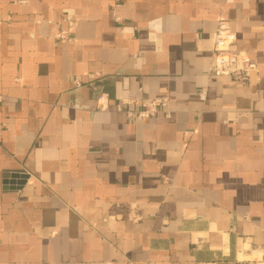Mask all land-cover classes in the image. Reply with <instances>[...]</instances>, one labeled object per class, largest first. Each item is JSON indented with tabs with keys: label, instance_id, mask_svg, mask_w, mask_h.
Returning <instances> with one entry per match:
<instances>
[{
	"label": "crops",
	"instance_id": "1",
	"mask_svg": "<svg viewBox=\"0 0 264 264\" xmlns=\"http://www.w3.org/2000/svg\"><path fill=\"white\" fill-rule=\"evenodd\" d=\"M0 264H264V0H0Z\"/></svg>",
	"mask_w": 264,
	"mask_h": 264
},
{
	"label": "built area",
	"instance_id": "2",
	"mask_svg": "<svg viewBox=\"0 0 264 264\" xmlns=\"http://www.w3.org/2000/svg\"><path fill=\"white\" fill-rule=\"evenodd\" d=\"M10 21V18H8ZM213 67L211 76L229 77L240 82H247L253 72L257 70V63L243 52L235 49L237 38L225 21H219L213 35ZM105 97L101 98V105L104 106ZM159 103H149L145 109L137 113V118L148 120L157 114Z\"/></svg>",
	"mask_w": 264,
	"mask_h": 264
},
{
	"label": "water",
	"instance_id": "3",
	"mask_svg": "<svg viewBox=\"0 0 264 264\" xmlns=\"http://www.w3.org/2000/svg\"><path fill=\"white\" fill-rule=\"evenodd\" d=\"M27 175H14L11 179L13 180H17L18 179V182L16 183V187L14 188L15 190H21L25 181L27 180ZM9 184V181L7 180L5 182V185H8Z\"/></svg>",
	"mask_w": 264,
	"mask_h": 264
}]
</instances>
